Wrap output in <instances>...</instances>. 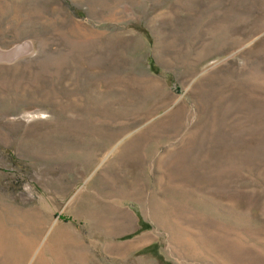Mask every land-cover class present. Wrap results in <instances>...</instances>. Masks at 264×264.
<instances>
[{"label": "rangeland", "instance_id": "1", "mask_svg": "<svg viewBox=\"0 0 264 264\" xmlns=\"http://www.w3.org/2000/svg\"><path fill=\"white\" fill-rule=\"evenodd\" d=\"M17 47L0 264H264V0H0Z\"/></svg>", "mask_w": 264, "mask_h": 264}, {"label": "water", "instance_id": "2", "mask_svg": "<svg viewBox=\"0 0 264 264\" xmlns=\"http://www.w3.org/2000/svg\"><path fill=\"white\" fill-rule=\"evenodd\" d=\"M24 50H26L25 48H21V47H17L16 49L10 51V52H7V53H3L0 51V57H3V58H7V57H13L15 56L16 54L18 53H22Z\"/></svg>", "mask_w": 264, "mask_h": 264}, {"label": "bare ground", "instance_id": "3", "mask_svg": "<svg viewBox=\"0 0 264 264\" xmlns=\"http://www.w3.org/2000/svg\"><path fill=\"white\" fill-rule=\"evenodd\" d=\"M28 248H30V245L28 244ZM26 255H29V251H27V248L25 249V251H23L22 256L26 257ZM23 264V263H22Z\"/></svg>", "mask_w": 264, "mask_h": 264}]
</instances>
